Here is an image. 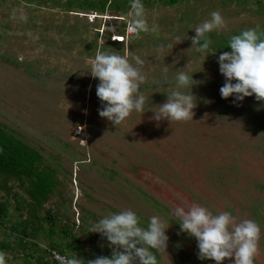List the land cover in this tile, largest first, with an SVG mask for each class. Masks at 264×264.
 <instances>
[{
  "label": "rangeland",
  "instance_id": "374dc122",
  "mask_svg": "<svg viewBox=\"0 0 264 264\" xmlns=\"http://www.w3.org/2000/svg\"><path fill=\"white\" fill-rule=\"evenodd\" d=\"M40 1L0 0V123L39 148L48 164L58 160L62 172L72 173L63 186L69 201L59 209L64 221L78 219L80 232L88 214L97 221L131 209L144 226L157 215L169 226L160 264H215L198 258L196 238L181 232L173 215L175 207L197 203L213 214L255 220L261 229L255 264H264V101L222 98L218 56L231 50L200 52L191 40L214 11L227 27L211 33L229 40L249 28L264 33V0L153 4L145 7L148 31L139 37L124 32L129 13L99 12L92 23L86 11L62 6L66 0ZM101 51L145 61L144 113L133 111L118 127L98 113L99 79L90 71ZM179 71L201 82L192 88L193 119L157 122L152 110L176 88ZM181 90L191 94L190 86ZM49 207L58 210L53 203L43 211ZM22 256L5 264H22Z\"/></svg>",
  "mask_w": 264,
  "mask_h": 264
},
{
  "label": "clouds",
  "instance_id": "9594fccd",
  "mask_svg": "<svg viewBox=\"0 0 264 264\" xmlns=\"http://www.w3.org/2000/svg\"><path fill=\"white\" fill-rule=\"evenodd\" d=\"M128 15L129 33L139 37L141 32L148 31L143 0H132ZM13 18H16L15 12ZM19 18L27 20L23 13ZM226 27L222 14L219 11L212 12L209 19L193 28L196 34L191 37L192 47L206 52L213 43L207 34ZM228 47L230 52L218 56L220 72L225 77L220 89L222 98L233 97L236 103L255 96L257 101H264V33L258 32L256 28L245 29L230 38ZM144 64L145 61L138 55H132L131 60L129 54L120 55L119 52L101 51L95 55L90 72L99 79L97 96L102 102V107L98 109L100 117L118 127L133 111L144 113L146 97L140 91L147 79L143 71ZM164 72L167 73V67ZM175 80L176 88L167 93L163 104L152 110V119L157 122L165 119L171 122L193 119L196 99L192 88L201 82L193 79V73L184 71H179ZM189 86L191 94L181 90ZM173 215L179 218L177 223L181 232L196 238L199 259L224 264L228 258L231 264H255L261 232L255 220L237 221L228 211L213 214L207 207L197 203L187 208L177 206ZM93 228L95 230L92 232L100 233L109 242L113 249L111 256H98L85 261L76 252L63 254L56 251L55 258L59 264H158L152 249L166 251L169 240L166 234L169 226L165 227L160 216H152L147 227H142L140 218L131 209L106 215ZM0 264H5V254L2 252Z\"/></svg>",
  "mask_w": 264,
  "mask_h": 264
},
{
  "label": "trees",
  "instance_id": "16d2710c",
  "mask_svg": "<svg viewBox=\"0 0 264 264\" xmlns=\"http://www.w3.org/2000/svg\"><path fill=\"white\" fill-rule=\"evenodd\" d=\"M181 1L184 0H143V4L145 7L153 4L175 5ZM40 2L47 4L51 0ZM131 2L66 0L62 6L71 11L77 8L86 13H129ZM122 27L126 32L127 25L123 24ZM207 35L213 41L210 50H231L228 47L229 39L224 33ZM77 160L82 161L81 158ZM51 162L55 163L48 164L39 148L22 140L14 129L0 123V252L5 254V260L12 261L22 251V264H59L54 258V251L63 254L76 252L85 261L94 260L98 256L110 257L113 250L109 242L100 233L92 232L95 230L93 225L99 221L94 216V220L90 221L91 215H87V224L84 221L86 226L81 227L80 232L75 230L78 227L76 220L72 219V223L64 221L65 213L59 209H66V199L69 201L63 196V186L68 184L72 173L69 170L62 172L65 167L58 160ZM53 203L58 210L49 207L43 211L44 205ZM71 216L74 217L73 214ZM152 251L160 264L159 253L155 249Z\"/></svg>",
  "mask_w": 264,
  "mask_h": 264
},
{
  "label": "built area",
  "instance_id": "2783aa9c",
  "mask_svg": "<svg viewBox=\"0 0 264 264\" xmlns=\"http://www.w3.org/2000/svg\"><path fill=\"white\" fill-rule=\"evenodd\" d=\"M100 14L98 11H91L90 13H88V17L89 20L94 23L96 22V20L99 18ZM123 38V37H122ZM58 253L56 251H54V258H55V254ZM56 259V258H55Z\"/></svg>",
  "mask_w": 264,
  "mask_h": 264
},
{
  "label": "bare ground",
  "instance_id": "6f19581e",
  "mask_svg": "<svg viewBox=\"0 0 264 264\" xmlns=\"http://www.w3.org/2000/svg\"><path fill=\"white\" fill-rule=\"evenodd\" d=\"M115 40V39H114Z\"/></svg>",
  "mask_w": 264,
  "mask_h": 264
}]
</instances>
